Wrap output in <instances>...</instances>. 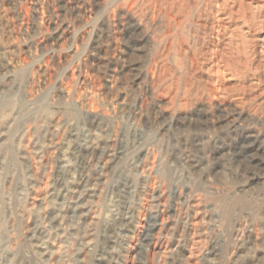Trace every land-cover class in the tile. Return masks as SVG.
<instances>
[{
    "label": "rangeland",
    "instance_id": "1",
    "mask_svg": "<svg viewBox=\"0 0 264 264\" xmlns=\"http://www.w3.org/2000/svg\"><path fill=\"white\" fill-rule=\"evenodd\" d=\"M0 264H264V0H0Z\"/></svg>",
    "mask_w": 264,
    "mask_h": 264
}]
</instances>
